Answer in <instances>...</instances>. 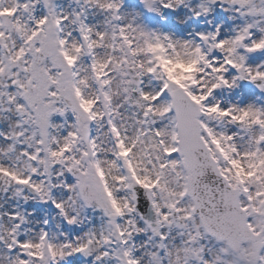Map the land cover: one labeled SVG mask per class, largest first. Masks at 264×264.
<instances>
[{
    "label": "snow or ice",
    "instance_id": "snow-or-ice-1",
    "mask_svg": "<svg viewBox=\"0 0 264 264\" xmlns=\"http://www.w3.org/2000/svg\"><path fill=\"white\" fill-rule=\"evenodd\" d=\"M0 264H264V0H0Z\"/></svg>",
    "mask_w": 264,
    "mask_h": 264
}]
</instances>
